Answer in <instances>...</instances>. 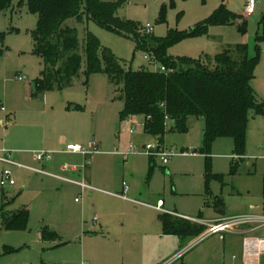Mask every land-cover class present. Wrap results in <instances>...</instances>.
Instances as JSON below:
<instances>
[{
    "label": "rangeland",
    "instance_id": "rangeland-1",
    "mask_svg": "<svg viewBox=\"0 0 264 264\" xmlns=\"http://www.w3.org/2000/svg\"><path fill=\"white\" fill-rule=\"evenodd\" d=\"M223 2L235 13L246 12L247 0H123L117 14L134 21L140 36L164 38L171 31L191 32ZM263 15L264 0H254L245 32L236 25H211L206 32L169 46L167 54L199 60L247 44L249 55L256 56ZM37 24L38 16L30 11L28 0H13L9 9L0 10V156L6 150L15 162L27 165L14 158L13 151L65 144L73 136L85 140L80 144L84 147L96 141L98 152L88 157L84 169L93 176L92 183L107 193L87 190L77 202L75 198L81 194L77 185L0 162V181L4 170H10L15 180L14 185L0 183V264H158L174 248L183 247L175 264H240L237 250L243 237L238 228L224 239L210 235L190 247L187 244L206 229L187 238L163 234L160 206L189 215L187 220L198 224L264 215V116H249L242 159L234 155L231 137L216 139L207 155L201 149L202 118L190 116L186 131L174 129L168 122L164 134L147 133L143 115L122 119L124 100L107 74L85 75V57L70 86L34 98L35 81L42 69V59L33 51ZM67 24L78 28L81 46L91 31L126 68H149L143 58L146 51L137 49L132 37L108 31L93 21L78 24L71 19ZM148 25L150 33L146 32ZM259 54L253 87L264 99V49ZM147 144L175 155L167 164L159 155H153V161L152 155L139 149ZM129 146L138 149L125 157L122 153ZM65 161L81 164L80 158ZM123 181L129 187L128 197L139 203L111 194L121 190ZM90 193H94L92 197ZM23 209L28 211L27 224L8 226Z\"/></svg>",
    "mask_w": 264,
    "mask_h": 264
},
{
    "label": "trees",
    "instance_id": "trees-1",
    "mask_svg": "<svg viewBox=\"0 0 264 264\" xmlns=\"http://www.w3.org/2000/svg\"><path fill=\"white\" fill-rule=\"evenodd\" d=\"M122 3L123 0H28L30 11L38 16V24L33 31V51L42 59L33 96L70 86L85 57L87 77L91 73L103 72L119 87L125 105L121 112L123 120L143 115L147 133L164 134L168 122L172 128L186 131L188 118L200 117L204 121L202 152L208 155L216 139L231 137L234 140L233 153L242 159L249 116H264V100L256 95L252 86L259 51L264 47V15L256 36V56L249 55L247 44H237L214 58L206 56L197 60L174 58L167 54V48L187 36L206 32L211 25H236L239 31L245 32L248 18L231 11L223 2L189 33L171 31L164 38L148 39L147 34H138L139 27L134 21L118 16ZM12 4L13 0H0V10H7ZM71 19L78 24L93 21L108 31L132 37L137 49L154 53L160 62L174 67L175 71L165 74L148 68H126L122 60L110 48L102 46L100 39L91 31L87 32L85 44L81 46L78 28L67 24ZM151 158L153 160V155ZM236 167L235 161L232 172ZM160 217L165 234L183 238L197 236L206 229L204 224L168 213ZM27 220L28 211L23 209L7 224L21 227L27 224Z\"/></svg>",
    "mask_w": 264,
    "mask_h": 264
},
{
    "label": "built area",
    "instance_id": "built-area-1",
    "mask_svg": "<svg viewBox=\"0 0 264 264\" xmlns=\"http://www.w3.org/2000/svg\"><path fill=\"white\" fill-rule=\"evenodd\" d=\"M248 4L246 7V13L248 15L253 14L254 12V0H247ZM152 27L148 25L146 27V32H151ZM143 58L147 61V64L149 65L150 70L155 72H162L165 74H169L175 71V68L172 66H167L166 64L159 61L158 57L151 52H145L143 55ZM20 80H22V77H19ZM4 109L3 107H1ZM135 128H132L130 132H134ZM98 142L92 141L89 148L84 147L80 144H69L67 146V150L69 152H77L80 154H83L85 156L93 154L95 152H98ZM137 147L129 146L125 152L122 153L125 157H127L129 154L133 153V151L137 150ZM142 151L149 155H159L163 161V163H168L170 158L175 155L173 152H168L166 150H160V148H156L155 145L147 144L142 146ZM4 155L0 156V162H3L5 164L9 165H16L18 167L27 168L30 170H34L43 174H50L48 172H45L42 169L34 168L31 166H27L18 162H15L10 157V152L3 150L2 151ZM187 152H184L186 154ZM53 157V152L47 151V150H38L34 152V158L38 161H44L49 160ZM68 169L67 166H65V170ZM50 175L66 180L72 183H75L79 185L83 190L89 189V190H96V191H104L101 188H97L91 184H88L84 181H76L72 180L68 177H64L59 174L51 173ZM2 186L5 185H14L15 180L12 178V173L10 170H4L1 176L0 181ZM128 184L124 182V192L126 193L128 190ZM122 198H127L124 194H114ZM76 201H79V197L76 198ZM139 203V202H136ZM160 209L163 210V208L160 206ZM183 218L189 219V216H183ZM191 219V218H190ZM95 220L97 221L98 218L95 217ZM205 224V223H204ZM206 230L199 235L195 240H193L190 243V247L194 246L195 244L199 243L206 237L210 235H220L222 239L226 237L227 233H230L235 228H238V230L243 234V264H264V215H257V214H246V215H239V216H231L224 218L222 220H219L213 224H205ZM190 247H187L186 250Z\"/></svg>",
    "mask_w": 264,
    "mask_h": 264
},
{
    "label": "crops",
    "instance_id": "crops-1",
    "mask_svg": "<svg viewBox=\"0 0 264 264\" xmlns=\"http://www.w3.org/2000/svg\"><path fill=\"white\" fill-rule=\"evenodd\" d=\"M242 15H244L245 17H247L249 19V15L246 12L242 13ZM252 86H253V80H252ZM255 92H256V90H255ZM256 95L261 100H264L260 95H258L257 92H256ZM33 97L34 98H38L39 96H33ZM57 142H59V140ZM82 142H85V140H82L80 138V136H75V137L73 136L71 138V140L67 141L65 144L64 143L63 144L59 143V145H58V144L54 143L52 145H44L42 148H39V149L32 148V147H24V148L16 149L15 151H13V153L15 155L14 158L22 160L23 162H27V166H31V167H34V168L42 169L45 172H48L50 174L51 173L59 174V175H62L64 177H68V178H70L72 180H76V181L84 180V182L90 183L93 186H95L92 183L93 176L89 175L88 168L86 170L84 169L86 167V164H88L87 163L88 162V157H90V155H92V154L85 156L83 154H80V153H77V152H69L67 150V146L69 144H81ZM90 145H91V142L89 143L87 148H89ZM98 145H99V143H98ZM44 148H47V151H51V150H48V149L56 150V151H51V152H53V154H57L56 158L52 157L51 159L44 160V161L36 160L34 158V152L38 151V150H46ZM10 154H11V152H10ZM78 158H80V161H81L80 165L77 164V163L69 164V163H67L65 161V159L68 160V159H78ZM236 158H238V157H236ZM37 163L41 164L42 167L39 166ZM24 165H26V164H24ZM65 166H67L68 169L65 170ZM45 168H47V169H45ZM50 170H52V171H50ZM31 171H34V170H31ZM34 172H37V171H34ZM37 173H40V172H37ZM40 174H43V173H40ZM50 174H44V175L52 176ZM52 177H54V176H52ZM54 178H56V177H54ZM56 179H59V178H56ZM59 180L65 181V182H69V181L62 180V179H59ZM124 182L125 181L122 182V187H121V190L119 192H116V193H111L110 192V193L111 194H124L127 197L125 199H127V200H129L131 202H134V203L138 202V201L128 197L127 192H128L129 189L127 190L126 193L124 192ZM69 183H72V182H69ZM72 184L77 185L75 183H72ZM77 186L81 189V194L78 197H82L84 192L89 190V189L83 190L79 185H77ZM95 187L100 188L98 186H95ZM101 189H103V188H101ZM103 190H104L103 192H106L105 189H103ZM93 194L94 193H90L89 196L92 197ZM78 197H76V198H78ZM76 198H75V200H76ZM162 213H168V214L174 215L176 217H178L179 215L189 216V215H186V214L178 213L177 211H170V210H167V209L162 210ZM189 217H191V216H189ZM192 218L194 219L195 217H192ZM159 220L161 222V217L160 216H159ZM200 220L203 221V219H200ZM98 221H99V218H98L97 222ZM162 231H163V226H162ZM163 234H165L164 231H163ZM241 235L243 237V234L240 232V236ZM183 238H187V237H183ZM190 243H188L187 245H189ZM184 248L185 247H183L182 250H180V249L178 250V248L177 249L174 248L173 251L168 254V257L165 258V260L163 262L158 263V264H175L180 259V255L183 253ZM237 254L240 257V264H243V243H241V245L239 244V249L237 250ZM223 264H225V261H223ZM230 264H233V263H230Z\"/></svg>",
    "mask_w": 264,
    "mask_h": 264
},
{
    "label": "water",
    "instance_id": "water-1",
    "mask_svg": "<svg viewBox=\"0 0 264 264\" xmlns=\"http://www.w3.org/2000/svg\"><path fill=\"white\" fill-rule=\"evenodd\" d=\"M264 48V47H263ZM160 148V146H158V149Z\"/></svg>",
    "mask_w": 264,
    "mask_h": 264
}]
</instances>
